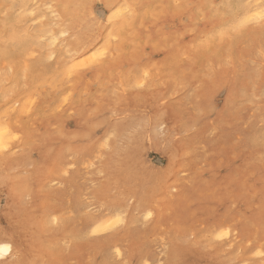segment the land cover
Listing matches in <instances>:
<instances>
[{"label": "rangeland", "instance_id": "1", "mask_svg": "<svg viewBox=\"0 0 264 264\" xmlns=\"http://www.w3.org/2000/svg\"><path fill=\"white\" fill-rule=\"evenodd\" d=\"M127 1L129 24L109 29L94 3L107 44L99 55L70 64L77 37L68 30L66 0H0V92L15 99L14 111L8 108L15 137L10 147L16 160L29 159L8 171L17 183L35 179L29 189L18 187L19 205L37 209L33 193H40L47 229L37 241L40 250L28 249L27 264H172L177 244L227 264H264V86H254L263 71L264 18L243 22L234 0ZM124 53L134 67L116 68ZM103 67L102 79L83 78ZM225 72L232 75L230 86L218 87L205 105V87ZM139 92L159 96V106L142 118L159 125L151 133L157 147L170 137L176 166L158 178L147 199L128 194L115 211L100 191L113 153L112 126L122 116L102 102ZM80 104L86 105L84 115L100 107L110 129L94 134L84 155L70 149L62 158L47 154L45 161L55 167L42 176L34 147L54 142L39 133L60 137L69 121L77 128ZM146 159L152 171L165 170L156 151ZM0 190L11 194L7 184ZM106 216L107 230L88 226ZM118 216L123 222L109 225ZM12 250L2 259L20 264L21 253Z\"/></svg>", "mask_w": 264, "mask_h": 264}, {"label": "bare ground", "instance_id": "2", "mask_svg": "<svg viewBox=\"0 0 264 264\" xmlns=\"http://www.w3.org/2000/svg\"><path fill=\"white\" fill-rule=\"evenodd\" d=\"M96 1L99 2V7L103 12L102 17L106 19L107 29L112 26L114 28H124L129 24L127 23L128 17L126 14L129 11L128 8L130 5L127 0H66V3L64 2L65 4H62L64 5V15L68 23V30L77 37V41L74 43L75 53L68 59V63L70 62V64H73L75 60L89 53L99 55L102 48L107 44L105 43L108 38L106 33L98 29L100 26V18L98 16L99 13H96L94 7ZM232 4L233 9L240 10L245 19L242 20L243 22H250V20L256 21L257 19L264 18V0H234ZM33 10L34 9H31L30 11L33 12ZM26 12H28V10ZM168 18V15H166L165 22H168ZM8 28L11 27L8 26ZM18 43L19 49L20 47L23 49L25 43ZM103 54L104 52L100 57H102ZM93 59L96 58L91 57L89 61L92 63ZM86 62L88 63L87 60ZM86 62L85 64L87 65ZM90 62L89 64H91ZM81 64H84V62H81ZM133 64L134 60L124 53L117 61L116 68L124 66L129 69L131 66L134 67ZM262 64L263 71L259 80H257L254 85L256 89H260L264 86V61H262ZM79 65L80 64H75V66ZM106 70L107 68L103 67L91 70L90 72L87 71V73H84L85 75H83V78L89 79L91 77L102 79ZM27 73H29L28 80L31 81L33 73L25 67L24 75L27 76ZM231 76L230 72L216 75L215 81L205 87L207 95V99L204 100L205 105L210 102L212 93L217 90L218 87L221 88V86H224L227 90L230 86ZM7 93L8 91L6 92L5 90L0 92V106L2 107L0 109V186L7 184L11 189V194L5 196L0 190V246L6 248L5 253L0 255V264H9L8 258L2 259V256L8 254L11 257V255H13L11 253L13 247L14 250L21 253L20 264H27L28 249L31 251H33V249L40 250L37 241L47 229L42 221V216H40L42 212L38 204L39 197L41 196L40 193H38V196L35 192L33 193V195H36L34 196V207L37 208L34 210L36 211L30 208L20 207L19 205L21 202L18 195V190L20 188L18 189V187L29 189L35 185V179L27 184L17 183L14 180V175L8 171L9 169L12 171L14 167L21 165V163L26 164L29 159L27 155H24L20 160H16L12 157L13 153L10 142H13L12 139L14 140L15 137L13 129L9 125V122L12 120L11 113L9 112L14 111L15 106L14 108L12 106L15 99H6ZM27 105H29V103ZM24 106H26V104H24ZM157 106H159V96L145 92L134 93L132 95H120L116 103L109 102L106 98L103 99V108H112L122 116V119L112 126V131L115 132V138L112 144L113 153L110 157V163L105 168L107 184L104 189L100 191L102 195L107 197V202L112 210L115 209V211H117L122 206L124 196L128 194L134 195V197L140 201H143L142 199H147L146 195L156 187L158 178L160 176L167 177L168 169L176 166L175 148L174 145L171 144L172 140H170V137L163 140L162 146L157 147V145L152 142L153 137L151 133L153 127H158L159 125L150 126L151 123L148 125L143 120L144 118H142V115L146 113L149 114V112L154 111ZM8 108L13 109L8 112ZM24 108L25 107L21 110ZM85 108V104L79 105V109H81L82 112L79 113L80 116L78 117L79 121L77 122V128H74L76 122L73 121L70 123L69 121L68 123H64V131L60 137L56 135H47L46 131H41L39 133L40 137H50V141L54 142L52 146H49L48 143L43 145L39 143L34 147L36 156L34 159L35 164L42 176L46 175L51 167H55V161H50L49 164L45 161L47 154L48 157H53L54 159L62 158L64 156V151L70 149V151L76 155H84L88 152V146H86V144L92 140L94 134L100 132V130L101 132H105L110 129V124L112 122L100 114V107L96 113L89 115H84ZM25 110L29 111L30 109L28 107L27 109L25 108ZM172 129L174 130V125H172V127L170 126L171 131L169 130L170 134L168 136L172 135ZM155 151L164 157V165L166 168L163 172L152 171L149 165H147L148 162L146 158L151 157ZM12 186L16 188L15 193L12 191ZM109 191H113L114 195L110 196ZM259 194H261V192H259ZM141 212L143 211L141 210ZM115 215L116 214H113L112 216L116 218L117 216ZM259 215L258 212L254 213L255 218L259 217ZM110 218L109 216L99 217L88 222V226L91 229L103 231L108 228L107 223L110 221ZM121 222H123V220L118 216V220L109 223V225L112 224L114 226V224L116 225ZM222 228L223 226L220 225L213 233H216ZM14 254L16 255V253ZM171 262L172 264H227L213 256L205 254L200 249L194 248V250L190 251L179 244L172 248ZM244 262L245 260H241L238 264H244Z\"/></svg>", "mask_w": 264, "mask_h": 264}, {"label": "snow or ice", "instance_id": "3", "mask_svg": "<svg viewBox=\"0 0 264 264\" xmlns=\"http://www.w3.org/2000/svg\"><path fill=\"white\" fill-rule=\"evenodd\" d=\"M6 251V248L4 246H0V255L4 254Z\"/></svg>", "mask_w": 264, "mask_h": 264}]
</instances>
